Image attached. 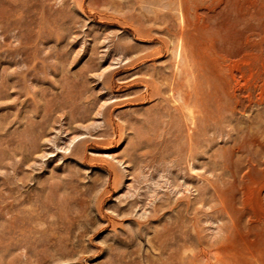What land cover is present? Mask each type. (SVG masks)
I'll return each mask as SVG.
<instances>
[{"label": "rangeland", "instance_id": "1", "mask_svg": "<svg viewBox=\"0 0 264 264\" xmlns=\"http://www.w3.org/2000/svg\"><path fill=\"white\" fill-rule=\"evenodd\" d=\"M0 264H264V0H0Z\"/></svg>", "mask_w": 264, "mask_h": 264}, {"label": "bare ground", "instance_id": "2", "mask_svg": "<svg viewBox=\"0 0 264 264\" xmlns=\"http://www.w3.org/2000/svg\"><path fill=\"white\" fill-rule=\"evenodd\" d=\"M188 93V92H187ZM209 93V92H208ZM197 94V93H196ZM189 100V99H188ZM201 101V100H200ZM216 101V100H215ZM187 104V103H186ZM208 108V107H207ZM209 111H211V109L209 110ZM216 120V119H215ZM252 160V159H251ZM253 164V163H252ZM240 256V255H239ZM243 257V256H242ZM244 259V258H243ZM246 259V258H245Z\"/></svg>", "mask_w": 264, "mask_h": 264}]
</instances>
